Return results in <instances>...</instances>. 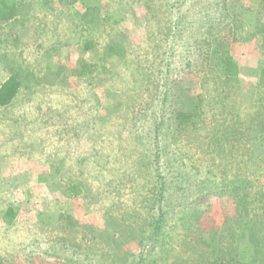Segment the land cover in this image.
Masks as SVG:
<instances>
[{
  "label": "rangeland",
  "instance_id": "1",
  "mask_svg": "<svg viewBox=\"0 0 264 264\" xmlns=\"http://www.w3.org/2000/svg\"><path fill=\"white\" fill-rule=\"evenodd\" d=\"M10 1L0 85L18 72L20 87L0 105V264H264V13L245 11L258 0ZM214 38L238 80L212 70ZM198 107V126L169 132L168 112Z\"/></svg>",
  "mask_w": 264,
  "mask_h": 264
},
{
  "label": "trees",
  "instance_id": "2",
  "mask_svg": "<svg viewBox=\"0 0 264 264\" xmlns=\"http://www.w3.org/2000/svg\"><path fill=\"white\" fill-rule=\"evenodd\" d=\"M224 2H226V0H220V2L222 3V6L224 7V11L225 10V6H224ZM244 6H242L243 9ZM19 6L16 4V2L10 1V0H1L0 1V20L2 21H12L14 19H16V17L19 14ZM245 10V9H244ZM223 11V12H224ZM246 12H249V14H252V12L254 14H256V18L255 20L258 21L260 20V13H264V0H258V6L255 9H250V8H246L245 10ZM256 30L254 32L256 39H257V43H258V48L260 50V53L264 59V26L263 25H257L255 26ZM216 38L212 39V45H211V49L210 52L208 54L209 57V63L212 64V70L215 71L218 76L220 78H222L224 81H233V80H238V65L235 62V60L233 59V57L227 53H224L222 50H220V48L218 47V45L215 42ZM110 51H112V53H115V48L114 45H112L111 48H109ZM18 72H15L13 75L7 77V79L1 83L0 85V105L4 106L6 105L10 99L17 93L18 88L20 87V82H19V78H18ZM257 90H260V95H264V65L262 67H260L259 72H258V80H257ZM165 92L163 91V96L165 99L166 97H170L171 99L173 98L172 92L171 90H169V88H165ZM261 98V97H259ZM168 116L166 117L167 121H168V130L170 133L175 134L178 133L182 130H186L195 126H198L199 122H200V116L201 114H203L202 109L200 107H198L196 110L193 109H187L186 112L180 111V110H175L172 109L170 112H168ZM184 120H188L187 123H185L184 125L183 122ZM182 125V126H181ZM264 132V123L261 126V129L259 131V133H263ZM222 136H218L215 138V140L213 142H211V146L219 148V144L222 141ZM161 159V156L156 155L155 157L153 156L152 158V164L154 166V168L157 170L158 167H160V165L158 166V162ZM162 160V159H161ZM164 163L162 164V166H168L167 161L162 160ZM170 167V166H168ZM167 169V168H166ZM207 174H212L210 169L206 170ZM213 175V174H212ZM158 179H161V183L160 186H171L172 184V180L168 181V179H166V175H162L157 173ZM182 178V179H181ZM179 184L177 186L183 185L184 184V180H186V178L184 177H180L179 178ZM176 180H178L176 178ZM190 181V179H188ZM203 181V179H202ZM244 186H240V185H235L232 188L233 191V195H238V193L240 191L246 190L247 186L250 185L248 179H247V172H244ZM192 182V181H191ZM233 184H236L237 182H232ZM175 185V184H174ZM74 186L72 188H70V193H75L76 191L78 192V187L75 185H71ZM242 192V193H243ZM210 197H220L219 194V190H218V186L216 188H213V190L210 193ZM244 198V195H243ZM216 209L218 210V213L216 212ZM204 213L207 217H210V219H216V217H218V215H223V209L222 208H216V206L211 207V209H209V206L204 209ZM11 216L12 213L10 210H7L4 214V216ZM154 231H156V229L154 228V230L152 231L153 234L151 233L150 237L152 238L153 235H155ZM245 231H243L244 233ZM242 233V236L244 235ZM240 235V234H238ZM241 236V237H242ZM248 239L246 240L245 244L248 248V251H252L253 247L256 245L257 241L255 238V236L249 235L247 237ZM240 241V240H239ZM239 243V242H238ZM236 256L237 253H235Z\"/></svg>",
  "mask_w": 264,
  "mask_h": 264
}]
</instances>
